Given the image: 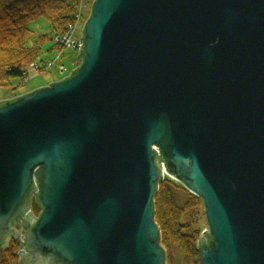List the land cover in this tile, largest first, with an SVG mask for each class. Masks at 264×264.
I'll return each instance as SVG.
<instances>
[{
	"label": "water",
	"instance_id": "95a60500",
	"mask_svg": "<svg viewBox=\"0 0 264 264\" xmlns=\"http://www.w3.org/2000/svg\"><path fill=\"white\" fill-rule=\"evenodd\" d=\"M81 39L0 101V251L16 222L17 264H166L168 177L203 200L201 264H264V0H93Z\"/></svg>",
	"mask_w": 264,
	"mask_h": 264
},
{
	"label": "trees",
	"instance_id": "16d2710c",
	"mask_svg": "<svg viewBox=\"0 0 264 264\" xmlns=\"http://www.w3.org/2000/svg\"><path fill=\"white\" fill-rule=\"evenodd\" d=\"M79 1L0 0V86L12 87V80L25 77L28 65L39 56L40 43L46 37L37 36L34 40L29 23L44 18L53 35L64 33L75 20ZM181 194L185 195V200H180ZM153 204L154 221L160 230V244L165 250L166 264L172 260L173 249L181 253L185 264H201L197 248L202 229L198 227L192 231V222H184L182 218L186 213L192 214V220L197 225L199 216L194 208L204 206L203 200L165 177L158 184ZM17 260L14 245H10L0 256V264H17Z\"/></svg>",
	"mask_w": 264,
	"mask_h": 264
},
{
	"label": "rangeland",
	"instance_id": "374dc122",
	"mask_svg": "<svg viewBox=\"0 0 264 264\" xmlns=\"http://www.w3.org/2000/svg\"><path fill=\"white\" fill-rule=\"evenodd\" d=\"M93 0H80L77 6V12L75 14V20L73 23L75 25V37H80L82 27L86 22L90 11L91 5ZM70 24V25H71ZM29 28L33 31L34 37L33 39L36 40L37 36L39 37H46V39L40 43V53L37 58L39 61H52L56 58V56L60 55V62L65 65L68 70L72 66L73 63H78V52L75 50H68V49H61L57 48L52 41L53 35L51 27L48 21L44 18H40L36 21L29 23ZM32 39V40H33ZM61 51V52H60ZM28 75L25 79H15L12 80V87L11 86H0V101L2 100H9L13 99L17 96L29 93L36 88H39L44 85H48L49 83L59 81L64 78V75L60 74L56 69L46 70L41 73L34 72L28 65ZM180 200H185V195H180ZM182 202V201H181ZM194 211L199 216L198 221L196 222L197 225L194 224L191 216L192 214L186 213V215L182 218L184 222H192L191 230H197L200 227L202 230L200 235L208 229V225L205 218L204 206L198 205V207L194 208ZM20 235L23 237V232H20ZM199 235V236H200ZM21 237V239H23ZM199 239V237H198ZM184 257L181 255L177 249H173L172 251V260H169L167 264H185ZM18 261V260H17ZM194 264V263H193Z\"/></svg>",
	"mask_w": 264,
	"mask_h": 264
},
{
	"label": "built area",
	"instance_id": "2783aa9c",
	"mask_svg": "<svg viewBox=\"0 0 264 264\" xmlns=\"http://www.w3.org/2000/svg\"><path fill=\"white\" fill-rule=\"evenodd\" d=\"M74 33H75V25L71 24L68 26L67 30L64 33L55 34L52 37V41L54 42L57 48L61 49V51L63 49L77 51L78 59H79L78 63L76 64L73 63L70 69L68 70V68L59 61L61 57L58 54L56 58L52 61H44V62L39 61L38 62V60H36L29 65V68H31L36 73H41L43 71L51 70L54 68L60 74L64 75V78L68 77L71 74L72 70L78 68L81 63L79 52H80V49H82L81 45L83 44V42L81 39V35L80 37H75ZM27 75H28V70H27V74H25V77H23L22 79H25Z\"/></svg>",
	"mask_w": 264,
	"mask_h": 264
},
{
	"label": "flooded vegetation",
	"instance_id": "af4514ba",
	"mask_svg": "<svg viewBox=\"0 0 264 264\" xmlns=\"http://www.w3.org/2000/svg\"><path fill=\"white\" fill-rule=\"evenodd\" d=\"M40 207H39V205H38V203H37V201L35 200V198L34 197H32V200H31V206H30V212H31V217H32V219L33 218H37L38 217V215H39V213H40ZM20 222H22V220H19ZM17 225L18 224H16V222L12 225V227H13V230H12V232L9 234V239H8V243H7V248L10 246V245H14L15 247H16V255H17V253H18V251H19V247H20V242H19V240H18V238H14L13 236H14V234H13V231H17ZM6 248V249H7ZM1 249H3V242H0V250ZM5 249V250H6ZM4 250V251H5ZM4 251L3 252H1L0 251V256L1 255H3V253H4Z\"/></svg>",
	"mask_w": 264,
	"mask_h": 264
},
{
	"label": "crops",
	"instance_id": "0c3cea01",
	"mask_svg": "<svg viewBox=\"0 0 264 264\" xmlns=\"http://www.w3.org/2000/svg\"><path fill=\"white\" fill-rule=\"evenodd\" d=\"M3 101V100H2Z\"/></svg>",
	"mask_w": 264,
	"mask_h": 264
}]
</instances>
